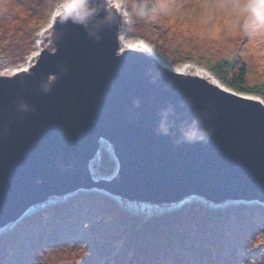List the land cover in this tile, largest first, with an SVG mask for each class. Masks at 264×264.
I'll return each mask as SVG.
<instances>
[{
    "label": "water",
    "instance_id": "1",
    "mask_svg": "<svg viewBox=\"0 0 264 264\" xmlns=\"http://www.w3.org/2000/svg\"><path fill=\"white\" fill-rule=\"evenodd\" d=\"M111 4L56 8L33 59L0 70V233L82 191L146 208L264 207V98L121 46L124 7ZM102 145L106 177L91 171Z\"/></svg>",
    "mask_w": 264,
    "mask_h": 264
},
{
    "label": "rangeland",
    "instance_id": "2",
    "mask_svg": "<svg viewBox=\"0 0 264 264\" xmlns=\"http://www.w3.org/2000/svg\"><path fill=\"white\" fill-rule=\"evenodd\" d=\"M71 1L0 0V70L11 71L24 67L27 58L38 50L36 40L41 30L51 20L55 8ZM119 1L130 14V32L127 31L129 39H141L148 45L151 44L158 54L163 55L174 66L191 61L209 69V66L216 65L226 58L233 60L234 56L240 55L239 59L242 56L245 62H243L246 69L245 87L261 86V92L264 93V20H261V17H264V0H152L154 10L144 16L135 9L134 0ZM246 32L249 33L245 36ZM45 43L43 35L41 46ZM8 65L10 66L7 67ZM209 70L212 71L211 68ZM213 70H216L215 67ZM220 81L227 85L226 81L221 79ZM242 93L255 94L251 91ZM101 148L106 151L105 145ZM100 157L101 152L99 158L92 162L91 171L96 176L106 177L111 173H101ZM100 195L109 197L97 191H82L65 201L34 208L30 215H26L0 234V264H3V261L5 264H81L90 260L87 258L90 254L97 257L98 254L93 251L97 242L90 236H93L94 228L108 225V218L104 221V217L101 219L99 217L103 211L111 208L109 205L104 207ZM110 199L115 201L116 207L118 206L123 213L142 215L143 219L154 220L168 213L174 217L176 212L181 213L189 205L190 209L194 203L208 209H218L216 211L225 208L212 207L200 199H189L180 206L165 209H150ZM254 206L261 207L255 204ZM41 211L47 213L40 215ZM59 212L61 216L58 215ZM263 214V211L257 213L254 222L262 220ZM61 217L62 222L59 221ZM224 226L225 224L223 230ZM142 230L140 229L141 233L134 231L130 234L125 233L129 241L127 245L139 240L143 249L147 243L149 248L151 240L146 239L148 235ZM184 232L187 237L189 233L191 234L190 229ZM252 234V237L245 235L242 245L234 242H232L234 245L226 244L223 241L225 248L220 249L221 259L227 261L228 257V260L237 261V264H264V258L259 257L264 254V248L260 251L255 248L257 241L264 242V227L257 225ZM179 239L181 241H178ZM190 240L196 244H199L197 241L202 242L197 236ZM177 241L184 244L186 239L178 235ZM169 243L170 241H166L163 244V253L164 247H170ZM154 244L161 247L158 242ZM228 247L231 249L229 254L226 252ZM99 249L104 251V254L110 251L103 246ZM195 251L199 254L201 249L194 246L180 250L183 262L179 264H184L188 259L190 264H193L190 252ZM149 254L148 250L147 257ZM162 254L159 256L160 259ZM142 256L145 257L144 254ZM214 264H220V260Z\"/></svg>",
    "mask_w": 264,
    "mask_h": 264
},
{
    "label": "trees",
    "instance_id": "3",
    "mask_svg": "<svg viewBox=\"0 0 264 264\" xmlns=\"http://www.w3.org/2000/svg\"><path fill=\"white\" fill-rule=\"evenodd\" d=\"M134 2L135 6L145 4L150 9L154 8L152 0H134ZM248 33L249 32H246L244 35L246 36ZM239 56H234L232 58L233 60L226 58L218 64L209 67L212 71H214L213 68L215 67L216 70L214 73L217 74L221 80L226 81V86L229 88L241 93L243 91H251L264 98V93L261 92L260 89L261 86L251 85L250 87H245L244 79L246 69L243 64L244 60L242 56L240 59ZM100 158L101 173L110 174L115 167L111 155L101 149ZM100 199L104 201V207L109 205L111 208L114 207V209L109 208L102 212L99 219L104 217L105 221L108 218V225L94 228L93 236H90L94 239V242H97L95 243L96 247L94 246L93 249V251L98 254L97 257L90 254V256L87 257L90 260L85 263L82 262L81 264H100L101 262L103 264H136V262L137 264H168L173 262L179 264L183 262L180 250L184 249V247L190 249L194 246L201 249V251L199 254L197 251L190 252V255L193 257V264H214L219 260L220 264H237V261L232 262L228 260V257H226L227 261L221 259L222 250L220 249L225 248V246H223V241L226 242V244H232V242H234L242 245L245 241V235L252 237L254 227L257 225H262L264 227V214L261 218L262 220L254 222V216L257 213L264 212V207L262 206L233 205L223 208L222 211H216L218 209L212 210L194 203L191 205L192 207L190 209L189 205L188 208L186 210L183 209L181 213L176 212L174 217L172 214L168 213L154 220L150 218L143 219L144 216L142 215L123 213L118 206L116 207L115 201H111L109 197L101 196ZM48 210L50 211L51 209ZM43 213H47V211H41L40 215ZM60 213L61 212H59L58 215H60ZM61 220H63L62 217L59 221ZM224 224L225 228L223 230ZM144 228L146 230H142ZM140 229L146 231L148 235L146 239L151 240V246L149 248V244L147 243L143 249L139 240H134L127 245L129 241L126 234H130L133 231L141 233ZM189 229L191 234L189 233L187 237L184 231H189ZM103 235L106 237L104 238ZM178 235L186 239L184 244L178 242L181 241V239L177 241ZM195 236L201 239L202 242L197 241L199 244L192 242L190 239ZM254 239L256 242V236H254ZM166 241H170V247H164L163 253L162 247ZM194 241H196V239ZM98 242L103 244L99 245ZM155 242H158L161 247L155 245ZM102 246L105 249L109 248L110 251L108 254H104V251L99 249V247ZM255 248L260 251L264 248V242L260 240L257 241ZM148 250L150 252L149 257H147ZM230 251L231 249L228 247L226 251L227 254H229ZM143 254L145 257L142 256ZM161 254L162 258L160 259L159 256ZM259 257L264 258V254ZM158 258L160 261H158ZM3 264H5L4 261ZM184 264H190V260L188 259Z\"/></svg>",
    "mask_w": 264,
    "mask_h": 264
},
{
    "label": "bare ground",
    "instance_id": "4",
    "mask_svg": "<svg viewBox=\"0 0 264 264\" xmlns=\"http://www.w3.org/2000/svg\"><path fill=\"white\" fill-rule=\"evenodd\" d=\"M110 3L113 2V0H109ZM112 4H115L117 5L119 8L122 9V6L120 4H122L119 0H115ZM64 5V4H63ZM66 5V4H65ZM62 6V5H61ZM125 6V5H124ZM60 6L56 7V8H59ZM55 8V9H56ZM127 8V7H126ZM124 12H125V29L123 30V32L121 33V36H120V41H121V46L123 47H133V48H140L144 51H146L147 53L151 54L153 57H155L161 64L165 65L166 67L170 68V69H173L175 71H192V72H195L197 73L199 76H202L204 78H206L208 81L216 84V85H219L221 87H224V88H228L224 83H222L220 81V78L217 76V74L215 75L213 71L209 70L208 68L204 67V66H201V65H198L194 62H184L182 64H180V66H174L171 61H168L163 55L161 54H158L157 51H155L153 48H152V45H148V43H146L145 41L141 40V39H138V40H135V39H129L128 37V32L129 31V24L131 23L130 22V14L129 12L124 9ZM50 22V21H49ZM49 24V23H48ZM47 24V26H48ZM46 26V27H47ZM45 27V28H46ZM45 32L44 29L41 30L40 34H39V37L38 39L36 40V49H38L41 45V39H42V33ZM130 32V31H129ZM37 51V50H36ZM36 51H34L31 56L29 58H27L26 62H28V60H32L36 53ZM105 148H107L108 150L109 149V146L108 145H105ZM94 164V163H93ZM37 209V208H36ZM150 209H159L158 207H150ZM34 211V210H33ZM31 212V211H30ZM30 212H27L25 214L28 215ZM30 215V214H29ZM8 229V228H7Z\"/></svg>",
    "mask_w": 264,
    "mask_h": 264
},
{
    "label": "clouds",
    "instance_id": "5",
    "mask_svg": "<svg viewBox=\"0 0 264 264\" xmlns=\"http://www.w3.org/2000/svg\"><path fill=\"white\" fill-rule=\"evenodd\" d=\"M113 7H115L116 5L115 4H113L112 5ZM135 9L139 12V14L141 15V16H144L145 14H147L149 11H153L154 9H150L147 5H145V4H140V5H137V6H135ZM261 20H264V17H261ZM7 67H9V66H7ZM5 70V69H4ZM228 87V86H227ZM205 135H208L207 133H205ZM105 195V194H104ZM111 198V197H110ZM114 199H116V200H118L117 198H114ZM119 201V200H118ZM120 202V201H119ZM228 206H233V205H228ZM228 206H224V207H228ZM16 224V223H15ZM14 224V225H15ZM13 226V225H12ZM11 226V227H12ZM6 231V230H5ZM1 234V233H0Z\"/></svg>",
    "mask_w": 264,
    "mask_h": 264
}]
</instances>
